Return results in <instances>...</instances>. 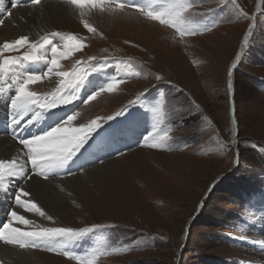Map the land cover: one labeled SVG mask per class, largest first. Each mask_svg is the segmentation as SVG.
Listing matches in <instances>:
<instances>
[{
  "label": "rangeland",
  "instance_id": "rangeland-1",
  "mask_svg": "<svg viewBox=\"0 0 264 264\" xmlns=\"http://www.w3.org/2000/svg\"><path fill=\"white\" fill-rule=\"evenodd\" d=\"M237 2L249 17L255 16L247 45L243 37L253 21L238 16L228 0H196L194 11L204 15L194 19L206 24L215 22V26L211 31L186 37V44L173 39L177 35L173 29L150 22L132 10L113 14L99 11V16L96 13V25L90 22L103 38L89 33L80 18L77 30L66 32L84 38L88 47L62 60L64 70L71 69L74 60L82 56L113 55L131 58L141 71V77L127 80L118 91L102 93L79 109L83 114L77 109L80 115L74 124L112 115L142 91L144 106L131 107V111L138 110L131 115L139 119V135L148 124L141 111L147 112L148 119L152 117L153 124L150 109L163 99L161 127L170 129L172 136V150L141 147L139 141L140 147L114 157L127 161L139 148L152 160L156 159L152 151L164 154L155 160L164 187L153 183L144 186L140 176L146 175L140 171L137 179L129 167L124 171L122 190L111 178H90L86 174L89 180L85 187L62 192L68 202L60 204L65 226H107L90 232L87 248L78 255L91 250L101 238L109 249L119 251L102 257L99 264H248L252 261H246L247 257L264 255V244L260 243L264 238V0ZM208 9L214 11L209 14ZM120 23L127 29L115 33L114 27ZM153 29L163 32H156L148 40L147 32ZM157 74L164 79L156 80ZM51 81L32 89L48 91L47 85L51 89L56 86V78ZM204 116L208 121L202 119ZM214 138L223 140L226 149L215 150ZM17 185L15 182L4 192L7 200L14 196ZM30 191H34L33 197L41 206L42 196L36 197L38 191L33 188ZM12 208L18 210L16 205ZM19 213L32 220L37 216L23 209ZM246 236H251L252 243Z\"/></svg>",
  "mask_w": 264,
  "mask_h": 264
},
{
  "label": "snow or ice",
  "instance_id": "snow-or-ice-1",
  "mask_svg": "<svg viewBox=\"0 0 264 264\" xmlns=\"http://www.w3.org/2000/svg\"><path fill=\"white\" fill-rule=\"evenodd\" d=\"M61 2L78 14L81 24L89 33L100 35L101 38L103 34L98 32L88 18L97 10L105 14L135 11L150 22L173 29L177 34L173 39H178L181 44L187 43L186 37L211 31L215 26V22L206 24L194 19L197 15H204L194 11L196 0H152L150 3H144L143 0H61ZM228 2L238 16L253 21L243 37V43L247 45L255 28V16L249 17L237 0ZM8 3L10 7L6 8L5 0H0V27L5 26L6 18L12 20L13 26H16L14 10L25 7L34 10L44 6V0H8ZM213 11L207 10L209 14ZM28 15H31V12ZM19 20L26 22L24 16H20ZM87 47L84 38L78 34L59 30L46 32L39 35L38 39L23 34L18 38L0 42V93H3L5 88L10 92L8 97L11 113L8 124L10 133L7 134L19 146L14 154L0 157V191L7 192L16 181L27 184L34 177L51 181L73 175L70 164L76 163L85 152H88L92 147L91 142L96 141L109 122L124 117L132 106H144L145 93L142 92L112 115L98 116L87 123L74 124L80 115L75 110L76 102L87 105L102 93L118 91L120 85L126 83L129 78L141 77L139 67H134L135 62L131 58L113 55L82 56L74 60L71 69L64 70L61 61L68 59L73 53H83ZM37 65H44L45 70L28 71L29 67ZM112 66L116 67V72L106 75L101 82L97 83L90 79L95 73ZM52 77L56 78V86L51 90L37 92L32 89V85L45 79L50 80ZM155 79L162 80L164 77L157 74ZM228 87L231 89L232 85L229 84ZM163 105L164 100L161 99L157 106L150 109L155 119L151 130L143 137L144 143L140 145L141 147L172 150L170 129L161 127L165 116ZM69 106H73L70 114L65 112L64 116L48 123L54 110ZM202 119L208 121L207 116ZM17 128L25 135L17 132ZM32 128H36L37 131L32 132ZM216 145L215 150L219 151L227 147L221 139H216ZM98 162L103 163V160ZM78 170L82 172L83 165ZM14 202L18 209L55 224L54 217L40 206L29 189L17 185ZM8 216L7 221L0 226V243L7 246L22 250L43 248L75 261V264H99L102 257L119 251L115 248L109 249L103 238L83 255H78L69 247L85 234L99 232L107 227L106 225L84 228L47 226L20 214L17 209L10 211ZM260 243L264 244V241ZM57 244H60L59 249L54 246ZM0 264L3 262L0 261Z\"/></svg>",
  "mask_w": 264,
  "mask_h": 264
},
{
  "label": "bare ground",
  "instance_id": "bare-ground-1",
  "mask_svg": "<svg viewBox=\"0 0 264 264\" xmlns=\"http://www.w3.org/2000/svg\"><path fill=\"white\" fill-rule=\"evenodd\" d=\"M29 12H31V15H28ZM96 13L98 16L101 15L100 12L99 13L92 12L91 15L88 17L89 20L93 22L95 25L97 18L95 16ZM14 15L16 17L15 20L16 26H12L11 25L12 23L10 22L12 20L6 18L5 26L0 27V42L18 38L20 35L23 34H27L33 39H38L39 35H42L46 32H51L59 29H60L59 31L71 32L77 30L79 26V24H77L76 22L77 18H79L78 14L73 12L69 7L63 4L61 0H44V6L42 8H38L34 10L26 7L19 8L17 10H14ZM20 16H24L26 22L20 21L19 20ZM124 27L125 25H123L122 23L116 24V26L114 27L115 33H117L118 31L120 32L121 30H123ZM125 28L127 29V27ZM156 32H163V31L162 29L160 31L153 29L150 32H147L146 36L148 40H150V38H154L153 36L156 34ZM152 41H154V39H152ZM166 72L169 76H172L171 71L167 70ZM49 86L46 87L47 90H51V87ZM109 102H111V98L108 99V103ZM12 153H15L14 142L11 141L8 137H0V157H7L9 155H12ZM151 153L156 156L155 158L157 160L160 157H164V154L162 153L153 152V151ZM128 157L129 158L127 159L129 160L127 161L120 160L119 159L120 157L109 159L106 162H104L102 166H98V167L93 166L92 168L84 169L82 172H78L75 175H71L63 179L44 181L38 177H34L32 181H29L27 183L28 186H26L25 188L29 190L33 188L38 191L36 197L42 196L41 199L43 198L42 199L43 201H40L41 207L49 215L54 217L55 224H53L50 221L44 220L39 216H35L33 220L36 221V223L38 224H44L47 226H65L61 221V217L63 215V209L60 207V204L68 203V202L62 198L63 197L62 192H64L65 190L77 191L78 189L85 187L87 184V180H89L85 178L86 174H89L91 176L90 178H94L95 175H97V177L98 175L99 176L101 175L104 178H111L112 181L115 183V185H117V188L122 190V185H123L122 182L123 183L125 182L124 171L127 170V168L132 167L133 171L136 172L135 178L137 177V179H139L140 174H138V172L140 171L146 175V178L140 176L144 181V183H142L141 181L140 182L144 186L145 184L148 183L149 184L153 183L154 185L156 184L158 185V187L159 186L161 187V185L162 187L165 186L164 183L162 184L163 179L160 180L161 174L159 173L158 170L155 169L156 165L158 166L159 162L155 161L156 159L152 160L148 158L151 156H148L145 150L143 149L140 150L139 148L138 151L133 152ZM152 161L154 162V164H151ZM61 188H63V191H61ZM1 192L4 193L5 191H1ZM32 193H34V191H32ZM20 210L21 209H18V211ZM86 239H87V235H84L83 237L80 238V240H78L77 243L72 242L71 244H77L78 245L77 247L81 248L85 245L82 243L87 242ZM263 239L264 238L260 239V241H263ZM59 245L60 244H57L55 246H59ZM38 254L42 255V257L38 256ZM247 258L248 259H246V261H256V262L264 261V255L263 256L258 255L256 257L249 256ZM0 261H2L3 264H73L71 262L66 261V259L64 260L60 257L49 255L45 253V251L43 253L42 251L37 252L31 249L22 250L19 248L3 245L1 243H0Z\"/></svg>",
  "mask_w": 264,
  "mask_h": 264
}]
</instances>
